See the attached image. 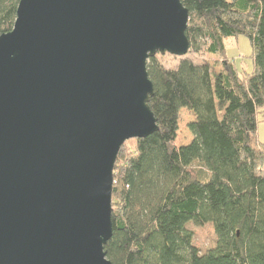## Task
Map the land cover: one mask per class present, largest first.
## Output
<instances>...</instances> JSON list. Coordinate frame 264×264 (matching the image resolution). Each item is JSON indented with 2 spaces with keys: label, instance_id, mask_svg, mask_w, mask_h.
<instances>
[{
  "label": "water",
  "instance_id": "1",
  "mask_svg": "<svg viewBox=\"0 0 264 264\" xmlns=\"http://www.w3.org/2000/svg\"><path fill=\"white\" fill-rule=\"evenodd\" d=\"M182 0H20L0 35V264H113L114 166L158 129L147 61L184 56Z\"/></svg>",
  "mask_w": 264,
  "mask_h": 264
},
{
  "label": "trees",
  "instance_id": "2",
  "mask_svg": "<svg viewBox=\"0 0 264 264\" xmlns=\"http://www.w3.org/2000/svg\"><path fill=\"white\" fill-rule=\"evenodd\" d=\"M20 0H0V35L12 30ZM189 9V54L149 57V105L159 129L128 140L114 166L113 264H264V0H182ZM246 36L253 69L239 70L226 40ZM172 55V54H171ZM182 108L195 115L192 140L178 144ZM212 224L201 249L191 224Z\"/></svg>",
  "mask_w": 264,
  "mask_h": 264
},
{
  "label": "rangeland",
  "instance_id": "3",
  "mask_svg": "<svg viewBox=\"0 0 264 264\" xmlns=\"http://www.w3.org/2000/svg\"><path fill=\"white\" fill-rule=\"evenodd\" d=\"M227 44V55L231 58L239 70H248L252 71L253 69V60H252V45L249 39L240 35L239 37H231L226 40ZM187 56H193V59L196 62L207 60L214 69L219 72L223 69L220 64V58L217 55L201 52L199 54H187ZM170 58L167 63L168 67H174L179 58L171 55L168 56ZM195 119V115L192 111L187 108H182L180 112L179 119V131H178V144H187L192 140V133L189 129V123ZM258 138L260 142L264 144V116H261V121L258 126ZM190 227L194 230V243L201 249H205L211 246L215 240L216 235L212 224L207 223L204 225H195L191 224Z\"/></svg>",
  "mask_w": 264,
  "mask_h": 264
}]
</instances>
